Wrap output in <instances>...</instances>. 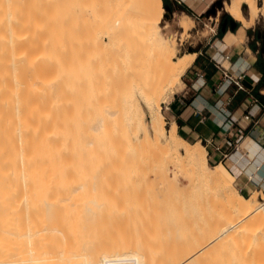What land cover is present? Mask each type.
Listing matches in <instances>:
<instances>
[{"label":"bare ground","instance_id":"6f19581e","mask_svg":"<svg viewBox=\"0 0 264 264\" xmlns=\"http://www.w3.org/2000/svg\"><path fill=\"white\" fill-rule=\"evenodd\" d=\"M115 1L123 5L142 4V24L150 44L139 41L126 46L127 41H122L111 30L100 31L105 34L101 37L81 36L83 41L78 35H73L74 38L70 34L62 36L52 29L45 31L44 28L42 32L43 27L37 31L39 36L32 35L28 31L32 21L28 18V24L23 20L27 17L22 12V7L27 6L25 0H0L4 15L0 18V264H264V192L257 191L245 197L221 166L209 164L207 150L202 144L187 143L175 123L169 130L166 128L163 99L174 92L197 55L178 57L175 42L171 41L169 47L159 24L165 18L163 0ZM244 6L248 8L249 19L243 14ZM224 10L241 24L237 33L238 39L243 41L245 30L255 24L261 8L257 0H229ZM183 18L187 16L181 17L179 26L188 33L192 24L185 25ZM119 46H126L125 56L134 64L125 59V49ZM100 47L104 50L115 48L116 51L111 48L114 52L110 54L116 56V61L125 59L122 62L125 64L119 60L118 66L124 70L126 78H130L128 83L120 68L117 70L118 66L113 65L117 69L110 66L112 56L100 59L103 52H108ZM111 71L125 78H121L123 81L118 78L122 85L125 83L124 87L116 84L117 78L110 74ZM134 92L145 101L150 121L139 106L129 103L127 97H133ZM125 101L132 108L128 109ZM139 125L144 137L136 135L134 138L132 131ZM153 139L161 150L164 148L179 155L183 152L197 176L213 186L219 196L215 203H210L211 207L205 206V198L204 204L198 200L199 207L193 205L192 212H184L180 204V208L174 207L180 202L170 194L158 200L155 191V184H159L156 181L158 173L145 163L136 147ZM146 186L150 190L148 193H152L148 195L146 191L148 197L144 196L143 200L149 199L158 206L153 208L154 202L149 206V202L139 198L140 202L128 206L131 197L127 193L131 195L130 191L138 192ZM172 199L177 202L172 204ZM165 200L172 207L166 208ZM163 201L166 206L160 203ZM172 208L177 209L170 211ZM129 212H132L129 218L137 222L140 229L142 225L156 226L158 240L153 237L148 240L152 233V227H148L142 229L144 233L136 228L139 235H144H140L141 239L133 232V236L128 233L126 237L132 243L125 241L124 234L136 225L129 223L132 227H127L129 218L125 214L128 216ZM120 214L127 223L126 232L121 233L117 225L123 221L118 220ZM103 215L117 216L114 217L118 223L107 226L104 222L113 219ZM159 216L169 217L174 222L171 224L180 231L188 229L191 232L188 225L193 224L190 223L196 226L202 223V227L193 228V231L199 229V232L196 230L199 235L181 231L183 237V233L194 235L189 243L194 245L189 247L190 238L186 234L188 246L185 243L187 248L184 249H190L182 253L175 251L176 248L172 249L175 238L172 237L178 236V239L180 233L173 234L176 230L173 228L172 237L166 238L165 226L162 229L167 234L163 233L162 243V230L158 229L163 224H158L161 223ZM187 216L190 223L185 222ZM149 219L153 221L148 223ZM177 219H180L179 224L176 223L178 226L175 225ZM111 232L119 233H116L118 239L115 234L109 236ZM142 236L144 241L147 239L146 245L148 242V247L143 246L145 249L141 247L144 243L139 241ZM119 237L124 239L121 241ZM155 241H158V251L151 250L155 245L158 247L153 244ZM164 244L172 247L159 255L164 252Z\"/></svg>","mask_w":264,"mask_h":264},{"label":"rangeland","instance_id":"374dc122","mask_svg":"<svg viewBox=\"0 0 264 264\" xmlns=\"http://www.w3.org/2000/svg\"><path fill=\"white\" fill-rule=\"evenodd\" d=\"M22 1L24 2V0H22ZM26 1L27 0H25L24 4H26L27 6L24 5L22 7L23 8L22 12L24 11L25 16H27V17H25L26 19H23V20L27 21L28 18H29V22L32 21V23L30 22V24L27 21V23L29 24L28 31L30 33H32V35L33 34L36 35L37 34V31L38 30H41L39 27H41V28L43 27L42 28V30H43L42 32H45V31H48V30H51L52 29L53 31L55 30V32L58 31L59 34L62 33V36H64V34L65 35L66 34H70V35H72V38H74L73 35H76V36L78 35V37L80 36V40H81V38H82L81 36H85V37H89V36H92V37L94 36L95 37V36H98V37H101L102 34H100V31L102 33V31H104V30L105 31L106 30H111V31L114 32V34L118 35L119 38H122L121 39L122 41L123 40L127 41L126 42V46L130 42H132V43L135 42L136 43V42H139V41L140 42L147 43V44H150V41L147 40V35H146L145 30H144V25L142 24L143 7L141 6L142 5L141 3H137V4H130L129 3V4L123 5V4H121V3H119V2H117L115 0H29L27 2ZM23 2H22V4H23ZM228 2H229V0H216L210 6V8H212V10H211L212 12L210 14L207 13V12L205 14H201V11L206 6L207 1L200 2V0H198L196 2V5L194 7H192V6L188 7L190 5V2L189 1L183 2V5L186 6V7H188V9L195 16L194 17V21L195 22H193V20L188 16L189 14L186 15L187 18H183L182 19L183 20V23L185 25L191 26V24H192V26H191L190 30L188 31V33H185L182 29H180V27L177 24V22H179L181 20V17H182V16L180 17L179 15H183L182 14L183 12L186 13L185 10L179 4H176V6L174 8L170 3H168L171 8L173 7L171 9L172 12L165 10V15H164L165 18L161 22H159V24L163 27V36H164L165 40L168 42L169 47H170V45H172L171 41L175 42L173 44H175V47H176L175 48V51L177 50L176 54L178 55V57H182V56H179L181 54L186 55V54H190V53H197V52H200V51L205 52L207 50V48H209V45H207V43H211L212 44L215 39H218L219 38L221 31L225 27L224 26V21H225V18L227 16H230L232 18L233 22H235L237 24V26H238L237 30L239 28H241V24L239 22H237L236 20H234L233 17L224 10L225 3H228ZM163 4H164V0H163ZM257 4H258V7L261 8L260 14L258 16V19L255 21V24L254 25H252L250 28H247L245 30L246 31V34H245L246 35V38H244L245 41L244 40L241 41V42H244V43L243 44H240V46L241 45H243V46L244 45H248V46L252 47L254 49L253 51L255 52L256 56L261 61L263 60V62H264V52H263V50H264V11H263L264 10V0H257ZM28 5L30 6L29 8H28ZM32 5L35 6V7H32ZM242 10H243L244 16L247 19H249V11H248L247 6H244ZM2 13H3V10L0 9V18H4V15H2ZM22 15H24V14L22 13ZM36 23H38L39 26ZM31 24H32V26H30ZM1 27H2V25L0 24V28ZM37 27H38V29H37ZM32 29H34V30H32ZM23 30H24V27H23ZM26 31H23V32L26 33ZM28 31H27V35L29 34ZM181 31L183 33H181ZM49 32H47L45 35H48ZM55 32H53V33H55ZM227 32H232L230 30V26L229 25L227 27ZM58 33L56 32L55 34H58ZM40 34H42V33H40ZM70 35H68V36H70ZM104 35H102V36H104ZM29 36H30V34H29ZM37 36H39V33L37 34ZM42 36L44 37V35H42ZM78 37H76V38L78 39ZM67 38H69V37H67ZM83 40H81V41H83ZM119 40H118V42L121 45L123 42L121 43V40L120 41ZM180 43H182V45H180ZM126 46L124 48H122V46H119V47L122 48V50L125 49V51L123 50V52H124L123 56H125V54H126L125 52L127 51ZM113 47H107V48H105V50H107L108 52H106L102 48L103 51H105L107 54L109 53L108 55H106L105 52L102 53L99 50V52L102 53V55L100 54L101 55L100 57L106 56V59H107V57L108 58H111L109 56H112L111 60L112 59L113 60L112 61H109L110 62V66H112V67H113V65L115 67H117L118 65H120V64H118V61L119 60H121V64H125V63H122V62H124L125 59H127L126 56H125V59L124 58H122V59L120 58L119 59L120 53L118 54V52H116L115 54L116 55L118 54L117 56H119L117 58L119 60L116 61V56H113L114 54L113 55L110 54V53H113L114 52L111 49ZM115 47H117V44L115 45ZM99 49H101V47ZM113 49L116 51L115 48H113ZM118 50H120L122 52V50L120 48ZM110 51H112V52H110ZM162 53L164 54V51L163 50H162ZM134 56L135 55H133L132 57L134 58ZM103 58L104 57H102L100 59H103ZM106 59L104 58V60H106ZM135 59H136V57H135ZM127 61H129V60L127 59ZM134 61H136V60H134ZM130 63H133V62H130ZM121 66H124V65H121ZM115 67H113L112 69H114ZM124 67H122V68L124 69ZM128 67H129V65H128ZM119 68H120V66H118V69L117 68H115V69L119 70ZM126 68H127V65H126ZM119 71H122L121 74H123V76H125L124 75L125 74L124 73V70H122L120 68ZM113 72H114V70H113ZM113 72L111 71L110 74L111 73L113 74ZM108 75H109V73H108ZM113 75L118 80L119 76L117 74H115V73ZM123 76L120 75V78L119 79L123 78V80H124L127 77V76H125V78H124ZM110 77H111V75H110ZM110 77L108 78L110 80H112L114 78L113 76L111 77L112 79ZM127 79L128 78H126V80H124V81L125 82L127 81V83H128V80L130 78L128 80ZM102 80L100 79L101 83L103 84ZM117 80H116V82H117L116 84L117 85L118 84H121L120 81L122 79L121 80H118L119 82ZM108 82L109 81H107L106 83L108 85H110V83H108ZM111 82L113 83V80ZM104 83H105V81H104ZM178 83L176 85L177 87H175L176 88V91L178 90V88L180 86V84L178 85ZM117 85L115 87V82H114L113 86L115 88H117ZM121 85H118V86H121ZM123 85H125V83ZM123 85H122V87H124ZM119 89H120V87H118L117 90H119ZM118 92H120V91H118ZM172 93L170 95L165 96V99H163L164 102L162 103V113L164 115V119H165V122H166V128L168 130L170 129L171 125L169 124V116L167 114V109L166 108L168 106V103L173 98V96H171ZM132 95H133V97H131V96L130 97H127L128 100H129V103L131 102L132 103V106H137V107L139 106V108L146 113L147 119H149V121H150V113L148 111V108H147V105H146L145 101L139 96V94L137 92H134ZM118 100H120L119 97H118ZM129 103H128V101H125V106L128 109H129V107L132 108L129 105ZM132 135H134V138H135L136 135L140 136L141 138L144 137V135H143V129L141 128L140 125L137 126L132 131ZM134 144H136V143L134 142ZM139 145H141V144H139ZM191 145H194V144H191ZM136 147H137V152L141 153V155L144 157L145 163L148 164V165H150L151 168H154V171L156 173H158V178H157L158 180H156V181L159 184L156 183L155 184L156 185L155 186L156 188L155 187L154 188H155V191L159 195V199H158L159 201L163 197L164 198H167L166 195H169L170 194L172 197H174L173 199H175V200L177 199L180 202V203H176L177 201L174 200L175 203H176V205H174V207H177V205L180 204L182 206L184 212H186V211L192 212L191 206H193V205L194 206H197L198 205V203H197L198 200L199 201L201 200V202H203V204H204L205 200L207 199V201L205 202V206L206 207L207 206H210V203L213 204V203H215V201H217V198L219 196L218 193L215 194L216 192H215L213 186H211L209 184H206L203 180H201L197 176L196 172L193 170V166H192L191 162L189 160L185 159L183 152H181V154L179 155V154L174 153V152L166 151L164 148L161 150L160 147H159V145L156 144V142L154 141V139L153 140H149L148 142H145L143 145L136 146ZM161 147H164V146L162 145ZM208 161H209V164L212 167H214V165H216V164H214L210 160L209 156H208ZM223 170L226 172V174L228 175V177L231 180H233V178L227 172V170L225 168H223ZM160 176H161V179H162L161 181H160ZM150 185H153V184L151 183ZM157 186H159V187L161 186L162 188H159L158 187L159 188L158 189ZM146 187H144L143 190H141V191H138L137 190L138 192H135V191L132 192V191H130V193H133L131 195L128 192L127 194H128V196L131 197V198H129L131 200L129 201L130 203L127 204V205L128 206H131V205H135L137 202H140V201H137L138 200L137 198H139V200L140 199L143 200V197L144 196H145L144 198H146V196L148 197V195H150L152 192L149 194L148 192H150V190H147L149 188L148 187L146 188ZM146 191H147V194L148 195H145ZM212 196L214 198H212ZM126 197H127V195H126ZM209 198H210L211 202H210ZM173 199H172V201H170L171 203L174 202ZM212 200H213V202H212ZM143 201H145V203L149 202V204L148 203L147 204L149 206L150 205L153 206L152 204H153L154 201L152 203H150L151 200H149V199H148L147 202H146V200H143ZM168 202H167V206L165 205L166 203L164 204V201L163 202H160V203H163L162 204L163 206L165 205L166 208H169V206L171 204L169 205ZM157 203H158V201H157ZM154 204H155V202H154ZM156 206H158V205L155 204V206H153V208L154 207L156 208ZM170 207H172V205ZM198 207H199V205H198ZM166 208H165V210H166ZM178 208H180L179 205H178ZM173 209H177V208H172V210L170 209V211H173ZM130 214H132V212L127 213L128 216H126V214H125V217L126 218L127 217L129 218V216L131 217ZM103 216H105V217L107 216V218H111L112 217V216L109 217V215H103ZM103 216H101V217L103 218ZM121 216L123 217V215H121ZM121 216H119L118 220H123V221L122 222L120 221L121 223L120 224H117L120 227L119 228H118V226L115 227V229H117V228L120 229V231L118 230L120 233H121V231L126 230V228L129 226V223H130V225H132V223L135 222V221H131V218L132 217L126 220L124 217H123L124 218L123 219ZM152 216H151V218L154 219ZM188 216L191 217L192 215L191 214H188ZM188 216L185 217L184 219L186 220V218H188ZM113 217H112L113 220H111V222H108L107 221L108 222L107 223L104 220L105 221L104 223H106L107 226L110 225V223L112 225L115 224V223H118L117 221H115V219L117 218V216H115L116 218L115 217L113 218ZM120 217H121V219H120ZM193 217L194 216H192V218ZM102 218H100V221L102 220ZM173 218L176 219L174 216H173ZM192 218H190V219H192ZM152 219H151V221H153ZM168 219H169V217L167 219H164V218H161L160 217V219H159V221H161V223H158V224H163V225H161V228L158 229V230H160V229L162 230V234L160 233L162 235V237H160L161 240H162L163 235H164L163 233L167 234V232H168V234L165 236L166 238H167V236L172 237L171 235H173V234L179 235V233H180V235H181L182 232H187V231L190 234H195L196 233L197 235H199V233H198L199 232L198 231L199 229L197 228L198 230L197 229H194V231H193V228H195V227H199L200 228V227L203 226L202 223H201L202 226H196L195 223H190L191 220H190V222H188L189 221V218H188V220H186L185 222H188V223L193 224V225L195 224V226L192 227L193 225H191V227H190V225H188L189 228H192L191 229L192 230L191 232H189L190 230H188V229L187 230H184V231L181 230L182 231L181 232L180 230H178L174 226V224L173 225L171 224V223H174V222H172L170 219L169 220ZM125 220L128 221V225H127V223H126ZM178 220H180V219L175 220L176 221L175 222V225L176 226H178L177 224H179V223H177ZM112 221H114V223ZM151 221L149 219L148 223H150ZM146 222H147V220H146ZM164 222H166V223H164ZM136 223L137 222H135L134 224H136ZM138 224H139V226L142 225V224L140 225V223H138ZM126 225H127V227H126ZM136 225H132L133 228ZM150 225L151 224H149L148 226H145V225L143 226L142 225L143 227L141 226V228L143 230H144V228L146 230V228H148V227L151 229L152 226H150ZM104 226H106V225H104ZM132 226H129V228L132 227ZM153 226H154V224H153ZM163 226H165V227H163ZM172 226H174V227H172ZM155 227L156 226H154V228L152 227V229L150 230L152 233H149L150 237L148 236V238H149L148 240H150L151 237H153L154 240H158L156 238L159 235V233H158L159 231L157 232L156 231L157 229L155 230ZM159 227H160V225H159ZM162 227L164 229L167 228V232L163 231L164 229H162ZM107 228H108V231H109L110 228L109 227H107ZM133 228H130L131 230H129L132 233H130L128 230H127V233L126 234H124V232H126V231L122 232L125 235V237H124L125 239L121 237L122 239H124L125 241L129 242L130 244L132 243V241L130 242V241H128L126 239L128 233H129L130 236H133L135 234V233L133 234V232H136V234H138V236L140 238V235H143V233L145 232L142 229H140V227H138V225H137V227H135V229H134L135 231L132 230ZM136 228H139L140 229V232L142 230L143 233L139 235V231L137 232L138 229L136 230ZM173 228H176V230L175 231L173 230V234H172V229ZM101 230L102 229H100V231ZM148 230L149 229H147V233H148ZM177 230H178V233H176ZM103 232H104L103 235H106L107 232H105L104 230H103ZM169 232H171V233H169ZM116 233L117 232L114 233L115 234V238L118 237L116 235ZM114 234H112V232H111V234H109V236L110 235L113 236ZM117 234H119V233H117ZM183 234L186 236L187 233L186 234L183 233ZM147 235L145 234L146 237H147ZM180 235H179V238H181L180 240H179V238L177 239L178 236L177 237L176 236L175 237L174 236L172 237V239L173 238H175V239L173 240L174 242L172 241L174 247H172V245H171V247H172V249H175L176 248L175 251H178V252H181L182 253V252H184V250L185 251L189 250L190 249L189 247H191V245L192 246L194 245V244H189L192 241V238H193L194 235H191L192 236L191 237V236H189L187 234L189 236V238H190V241L189 242L186 241V239H185L186 237L185 236H184L185 237L184 238L183 235H181V236ZM143 236H142V238H143ZM155 236H156V238H155ZM169 237H168V239H169ZM121 238L119 237L120 240H121ZM132 238L134 239L136 237L134 236ZM189 238L187 240H189ZM184 239H185V241H184ZM136 240H135V242L134 241L133 242L136 243ZM146 240L147 239H145V241H144V238L142 240H139L140 242H142V244L144 243L143 245H141V247H143L144 245L146 247H148V242H147V245H146ZM161 240L159 239V241H161ZM167 241H166V243H168ZM156 242H158V241H155V243H153V242L152 243L153 244H157ZM186 242H188V244L190 245L187 250L184 249V248H187V246H188V244ZM152 243H151V245H152ZM162 243H164V240H162ZM172 243H170V244H172ZM185 243L187 244V246L185 245ZM126 244H128V243H126ZM165 245H166V247H164ZM155 246H154V249L150 247L151 250H154V251L157 250L158 251L159 245H158V247H155ZM164 246H162L164 252H161V254H159V255H163V254H165V253H167V252L170 251L169 249H168L169 251L166 250L167 248H171L170 246H168L167 244H164ZM143 248L145 249V247H143ZM171 251H174V250H171Z\"/></svg>","mask_w":264,"mask_h":264},{"label":"crops","instance_id":"0c3cea01","mask_svg":"<svg viewBox=\"0 0 264 264\" xmlns=\"http://www.w3.org/2000/svg\"><path fill=\"white\" fill-rule=\"evenodd\" d=\"M167 1L174 8L181 5L187 13L182 14H189L195 22L188 7H194L198 0ZM186 1L190 2L188 7L183 5ZM203 1L207 3L201 14L216 0H200ZM229 26L232 32L224 31V27L225 35L207 43L205 52L190 53L197 57L166 109L171 127L175 123L186 142L201 143L216 164L214 167L225 168L239 192L249 197L257 191L264 192V105L257 96H264V73L253 49L240 46L244 43L238 39L240 28L233 30L232 23ZM225 73L243 76V90L235 84L229 86ZM247 115L251 116L249 120Z\"/></svg>","mask_w":264,"mask_h":264},{"label":"trees","instance_id":"16d2710c","mask_svg":"<svg viewBox=\"0 0 264 264\" xmlns=\"http://www.w3.org/2000/svg\"><path fill=\"white\" fill-rule=\"evenodd\" d=\"M164 7L165 8H168V9H172L170 6H169V4H168V1L167 0H164ZM212 8H210L208 11H207V13H211L212 11ZM224 22H226L227 23V25L225 26V30L224 31H227V27H228V25L229 24H231V23H233V20H232V18L230 17V16H227L226 18H225V21ZM229 23V24H228ZM237 28H238V26H237ZM223 35H225V33L223 32V31H221V33H220V36H223ZM252 48V47H251ZM253 49V48H252ZM254 50V49H253ZM259 64H260V67H261V69H262V71H263V73H264V62H263V60L261 61L260 59H259ZM258 96V98H259V100H260V102L264 105V96H262V95H257Z\"/></svg>","mask_w":264,"mask_h":264},{"label":"built area","instance_id":"2783aa9c","mask_svg":"<svg viewBox=\"0 0 264 264\" xmlns=\"http://www.w3.org/2000/svg\"><path fill=\"white\" fill-rule=\"evenodd\" d=\"M224 78L228 82L229 86L235 84L240 90H243V86L240 84L241 80L243 79V76L234 77L228 73H225ZM250 117H251L250 115H247L245 118L249 120Z\"/></svg>","mask_w":264,"mask_h":264},{"label":"water","instance_id":"95a60500","mask_svg":"<svg viewBox=\"0 0 264 264\" xmlns=\"http://www.w3.org/2000/svg\"><path fill=\"white\" fill-rule=\"evenodd\" d=\"M165 10L170 11L168 8H165ZM237 27V24L235 22L232 23V29L235 30ZM225 30V29H224ZM264 52V50H263Z\"/></svg>","mask_w":264,"mask_h":264}]
</instances>
